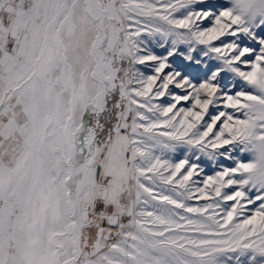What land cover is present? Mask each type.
<instances>
[{
    "label": "rangeland",
    "instance_id": "1",
    "mask_svg": "<svg viewBox=\"0 0 264 264\" xmlns=\"http://www.w3.org/2000/svg\"><path fill=\"white\" fill-rule=\"evenodd\" d=\"M0 206V264H264V0H0Z\"/></svg>",
    "mask_w": 264,
    "mask_h": 264
},
{
    "label": "crops",
    "instance_id": "2",
    "mask_svg": "<svg viewBox=\"0 0 264 264\" xmlns=\"http://www.w3.org/2000/svg\"><path fill=\"white\" fill-rule=\"evenodd\" d=\"M109 131V129L107 130ZM109 134V132H108ZM112 136V137H111ZM114 134L110 133V136H108V138L106 139L108 142L107 144L105 145V150L103 152L104 154V157L102 159V171L106 174L105 175V178H107L106 176H110L109 179H103L102 183H100L99 185V189H101V193L103 194V197L101 199H105V201L100 202V206L103 207V211L102 213H108L109 211L113 210L114 207L118 206V204L114 203V193H118L117 191H119L117 188L115 189L114 186H113V183H112V178H111V175L113 176L112 174V160H111V150H113L114 146H113V138ZM106 137H107V133H106ZM112 143V144H111ZM113 157V156H112ZM116 191V192H115ZM89 217L91 218L92 216L89 215ZM94 217V216H93ZM89 220V219H88ZM87 221H85L86 223Z\"/></svg>",
    "mask_w": 264,
    "mask_h": 264
},
{
    "label": "flooded vegetation",
    "instance_id": "3",
    "mask_svg": "<svg viewBox=\"0 0 264 264\" xmlns=\"http://www.w3.org/2000/svg\"><path fill=\"white\" fill-rule=\"evenodd\" d=\"M3 207H4V205H3ZM3 207H1L0 206V210H4L3 209ZM21 208H20V206H19V203H17V204H9L8 205V207L5 209L6 211H8L7 212V218H8V222L9 223H14V221H15V218L19 215V211H21L20 210ZM38 210V209H37ZM6 211H4V212H6ZM26 212H28V210H26ZM40 218H41V216H40V214H38V212L37 213H35V220L32 222V223H40ZM45 218H46V220H47V225L46 226H48V224H49V210H47V211H45ZM23 219H24V223L26 222L27 223V215L25 216H23ZM22 221V220H21ZM15 225V224H14ZM36 225V224H35ZM48 229H49V227H48ZM11 240H14V237L12 236V234H11ZM6 241V240H5ZM7 242V241H6ZM0 255L1 256H4V253H1L0 252ZM2 257H0V260H1V263L3 262V261H5L6 259L4 258V259H1ZM6 262V261H5Z\"/></svg>",
    "mask_w": 264,
    "mask_h": 264
}]
</instances>
